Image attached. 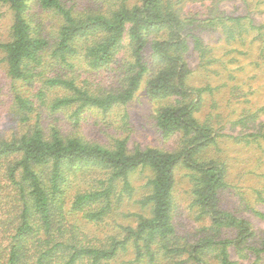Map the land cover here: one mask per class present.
Masks as SVG:
<instances>
[{
    "label": "trees",
    "instance_id": "16d2710c",
    "mask_svg": "<svg viewBox=\"0 0 264 264\" xmlns=\"http://www.w3.org/2000/svg\"><path fill=\"white\" fill-rule=\"evenodd\" d=\"M224 1L0 0L13 16L0 39V264L264 259V232L234 207L225 162L212 154L227 134L198 115L213 87L190 82L192 56L205 69L216 59L208 37L259 40L264 54V20L253 12L264 0H243L242 11ZM139 92L154 101L152 125L174 146H129L126 105ZM262 109L233 125L250 127ZM85 112L98 121L115 113L118 128L88 139ZM259 124L235 138L264 139ZM180 168L189 169L192 215L175 195ZM145 169L133 212L132 175ZM252 194L264 203V189ZM129 217L134 224L121 220Z\"/></svg>",
    "mask_w": 264,
    "mask_h": 264
},
{
    "label": "rangeland",
    "instance_id": "374dc122",
    "mask_svg": "<svg viewBox=\"0 0 264 264\" xmlns=\"http://www.w3.org/2000/svg\"><path fill=\"white\" fill-rule=\"evenodd\" d=\"M222 6L228 10L236 9L237 11L246 8L243 0H225ZM253 12L258 20H264V2L259 3ZM12 22L11 9L8 6L0 5V39L9 36ZM206 40L213 47L211 56L216 59L208 63L207 69L199 66L200 60L197 56H192L190 59L191 66L196 69L190 82L195 85H203L208 82L213 87L211 92L205 94V100L198 115L201 119L212 118L215 126L222 128V131L227 134L219 138V146L212 150V154L219 156L225 162L227 179L232 192H234V195H231L234 207L238 206L241 214L252 218L255 227L260 229L259 233L261 234L264 232V219L255 217L245 205L247 206L250 202L264 211V203H255L252 194L254 188L264 189V176L262 175L264 173V139L248 143L246 140L235 137L258 130L259 121L264 120V109L260 110L256 122L250 119V127H245L243 124L233 125V122L264 107V54L261 49L263 43L260 44L259 40L228 43L224 38L212 37H208ZM153 104L154 101L150 100L145 93L139 92L134 100L126 105V111L129 113L126 133L130 136L129 146L131 148L137 144L160 147H172L176 144L173 138L164 139L153 127L150 118ZM114 115L115 113L106 115V118L98 121L102 115L85 112L79 123L81 135L88 139L106 137V131L118 128L117 122L112 118ZM96 122L98 124L95 126ZM188 172L189 169L186 168H180L177 171L175 195L184 214L192 215L191 182ZM149 174L151 171L145 169L132 175L136 192L134 199L127 201L126 208L130 211H141L140 205L136 204L134 200L145 190L144 184ZM238 192L242 193L243 200ZM121 220L135 223L133 217ZM233 258L237 260L236 264H264V259L255 262L257 258L253 255L241 257L234 253Z\"/></svg>",
    "mask_w": 264,
    "mask_h": 264
}]
</instances>
